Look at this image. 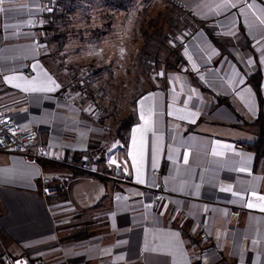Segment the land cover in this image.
<instances>
[{
    "label": "crops",
    "instance_id": "0c3cea01",
    "mask_svg": "<svg viewBox=\"0 0 264 264\" xmlns=\"http://www.w3.org/2000/svg\"><path fill=\"white\" fill-rule=\"evenodd\" d=\"M179 8L177 67L137 99L124 144L51 69L38 32L51 0L0 3V110L46 157L0 152V252L44 264H264V173L245 148L257 142L245 127L260 114L257 72L264 99V0ZM52 184L67 191L47 198Z\"/></svg>",
    "mask_w": 264,
    "mask_h": 264
},
{
    "label": "rangeland",
    "instance_id": "374dc122",
    "mask_svg": "<svg viewBox=\"0 0 264 264\" xmlns=\"http://www.w3.org/2000/svg\"><path fill=\"white\" fill-rule=\"evenodd\" d=\"M181 11L179 0L80 2L59 29L68 40L44 46L49 65L111 130L134 112L142 91L157 85L186 38ZM174 16L181 23L173 30Z\"/></svg>",
    "mask_w": 264,
    "mask_h": 264
},
{
    "label": "trees",
    "instance_id": "16d2710c",
    "mask_svg": "<svg viewBox=\"0 0 264 264\" xmlns=\"http://www.w3.org/2000/svg\"><path fill=\"white\" fill-rule=\"evenodd\" d=\"M85 0H51V10L47 11L42 17V27L39 28L38 32L43 35L41 38V44L51 47L53 43H63V41L68 40V33L66 31L59 30L61 25H66L68 22L69 12L76 13V8L80 2ZM67 13V14H66ZM74 13H72L74 15ZM171 27L178 29L181 23V18L179 16H174L169 19ZM211 38H217L211 35ZM215 44L224 52H228L227 43L223 40L214 39ZM180 51H174L172 59L166 63L168 70H172L177 66L174 62L180 58ZM46 57V56H45ZM48 58V57H46ZM158 65H160L158 63ZM160 80V78H159ZM262 74L257 72L254 75L248 77L249 84L253 87L260 104V114L258 119L253 123L245 124L254 135L257 136V142L254 144H246L245 148L256 155L255 159V170L260 173H264V99L262 95L261 85H262ZM204 91H209L202 83H197ZM156 86H152L148 90L142 91L141 95H144L152 90H155ZM67 90V88H65ZM139 96V97H140ZM221 102L225 100L219 97ZM137 123V119L131 114L126 117L122 122L118 123L115 128V136L124 144L128 143L130 132L132 127Z\"/></svg>",
    "mask_w": 264,
    "mask_h": 264
},
{
    "label": "built area",
    "instance_id": "2783aa9c",
    "mask_svg": "<svg viewBox=\"0 0 264 264\" xmlns=\"http://www.w3.org/2000/svg\"><path fill=\"white\" fill-rule=\"evenodd\" d=\"M0 152L7 154H15L25 157L28 161L37 163L45 161L46 157L40 143L37 140L36 133L32 130H24L17 124L16 120L10 115L0 110ZM110 172L114 169H119L121 173L117 178H121V182L130 184V176L125 170L122 163H116L112 160L108 161ZM102 178H114L111 173H99ZM67 191L64 185H46L44 187V195L50 199H56ZM154 199L162 200L168 195L161 187L153 190ZM154 206V203L149 204ZM2 227L0 225V232ZM0 264H44L42 262H35L28 257H13L7 252H0Z\"/></svg>",
    "mask_w": 264,
    "mask_h": 264
},
{
    "label": "snow or ice",
    "instance_id": "6c2138e0",
    "mask_svg": "<svg viewBox=\"0 0 264 264\" xmlns=\"http://www.w3.org/2000/svg\"><path fill=\"white\" fill-rule=\"evenodd\" d=\"M3 2V0H0V3H2ZM0 11H3V9H0ZM250 207H251V205H249Z\"/></svg>",
    "mask_w": 264,
    "mask_h": 264
}]
</instances>
